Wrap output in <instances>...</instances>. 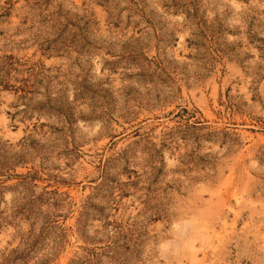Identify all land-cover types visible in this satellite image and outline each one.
I'll return each mask as SVG.
<instances>
[{"label": "rangeland", "instance_id": "obj_1", "mask_svg": "<svg viewBox=\"0 0 264 264\" xmlns=\"http://www.w3.org/2000/svg\"><path fill=\"white\" fill-rule=\"evenodd\" d=\"M0 264H264V0H0Z\"/></svg>", "mask_w": 264, "mask_h": 264}]
</instances>
